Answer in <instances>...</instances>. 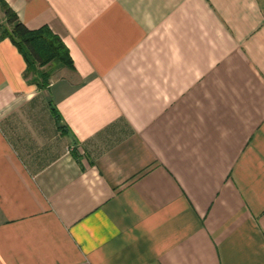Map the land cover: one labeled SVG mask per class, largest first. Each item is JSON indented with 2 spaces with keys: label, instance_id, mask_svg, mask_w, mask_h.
Returning a JSON list of instances; mask_svg holds the SVG:
<instances>
[{
  "label": "crops",
  "instance_id": "crops-1",
  "mask_svg": "<svg viewBox=\"0 0 264 264\" xmlns=\"http://www.w3.org/2000/svg\"><path fill=\"white\" fill-rule=\"evenodd\" d=\"M4 1L0 264H264V0Z\"/></svg>",
  "mask_w": 264,
  "mask_h": 264
},
{
  "label": "trees",
  "instance_id": "trees-1",
  "mask_svg": "<svg viewBox=\"0 0 264 264\" xmlns=\"http://www.w3.org/2000/svg\"><path fill=\"white\" fill-rule=\"evenodd\" d=\"M0 7L5 18L0 24V41L9 38L25 57L30 71L50 65L74 66L68 47L48 26L29 29L4 0H0ZM39 71L41 78L47 81L46 69Z\"/></svg>",
  "mask_w": 264,
  "mask_h": 264
},
{
  "label": "rangeland",
  "instance_id": "rangeland-1",
  "mask_svg": "<svg viewBox=\"0 0 264 264\" xmlns=\"http://www.w3.org/2000/svg\"><path fill=\"white\" fill-rule=\"evenodd\" d=\"M5 18H2V13L0 12V24H2V23H4L5 22V20H4ZM4 20V21H3ZM47 67V66H46ZM46 67H44V68H46ZM49 67V66H48ZM43 68V69H44Z\"/></svg>",
  "mask_w": 264,
  "mask_h": 264
}]
</instances>
